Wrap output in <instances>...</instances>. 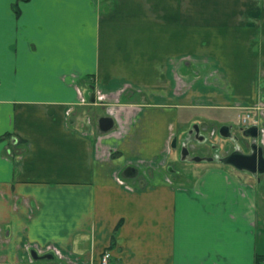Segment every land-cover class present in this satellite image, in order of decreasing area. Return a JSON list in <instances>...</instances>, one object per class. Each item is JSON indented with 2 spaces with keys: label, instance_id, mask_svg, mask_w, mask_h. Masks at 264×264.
Segmentation results:
<instances>
[{
  "label": "crops",
  "instance_id": "crops-1",
  "mask_svg": "<svg viewBox=\"0 0 264 264\" xmlns=\"http://www.w3.org/2000/svg\"><path fill=\"white\" fill-rule=\"evenodd\" d=\"M255 106L264 124L260 0H0V264H259L261 181L158 169L172 135Z\"/></svg>",
  "mask_w": 264,
  "mask_h": 264
},
{
  "label": "flooded vegetation",
  "instance_id": "flooded-vegetation-1",
  "mask_svg": "<svg viewBox=\"0 0 264 264\" xmlns=\"http://www.w3.org/2000/svg\"><path fill=\"white\" fill-rule=\"evenodd\" d=\"M90 91L83 97L85 100L90 104V105H101L104 106V99L102 98V95L99 94L100 96L97 97L99 90L95 86H91ZM108 101V100H107ZM106 106V105H105ZM110 107L108 106L104 109L106 112V117L111 118V122L113 124L112 128L114 127V119L113 116H110ZM108 112V113H107ZM110 113V114H109ZM245 114L242 116L243 120H237L236 124H217L213 121H205L206 125L209 127H215L212 129V131H207V130H201V124L200 122H197L195 124H192L186 131L180 134L179 137H183V141L181 144L185 147H188V139L194 140V143L197 145H210V149H206L209 152H204L205 155H197L194 154V158L196 161H199L198 164L200 163H206V162H218L220 164L230 166L231 168L235 169L233 166L229 164H225L223 161L227 157H230L231 155L235 154H241V155H247V156H255L256 159L259 158L261 155L262 158L264 159V151L262 147V136H263V131H264V124L260 119V115L258 111H247L244 112ZM243 114V113H242ZM92 115V114H91ZM88 116L86 119V122L89 123H96V127L98 131L102 134L105 132H101L99 128L98 121L100 117L97 116ZM241 115V114H240ZM238 115V117H240ZM93 121V122H92ZM242 125V126H241ZM110 129V130H111ZM207 131V132H205ZM13 143H17V138L13 139ZM213 140L216 141V143H212ZM219 142V143H218ZM221 142L225 143L224 147H220L219 144ZM176 145V141L175 144ZM183 149V147H181ZM203 149V148H200ZM229 151H228V150ZM225 153V154H224ZM182 159L183 157L185 160H188V158H193L185 153H182ZM186 156V157H185ZM171 167H169V170ZM239 170V169H237ZM239 171H244L246 174H248L252 179H257L259 180L260 177L264 176L263 173H252L247 170H239ZM176 173H178L176 171ZM124 174V173H123ZM30 249V248H29ZM31 256L34 257L35 259H42L44 256H47V254H39L36 249L31 248L30 249Z\"/></svg>",
  "mask_w": 264,
  "mask_h": 264
},
{
  "label": "rangeland",
  "instance_id": "rangeland-1",
  "mask_svg": "<svg viewBox=\"0 0 264 264\" xmlns=\"http://www.w3.org/2000/svg\"><path fill=\"white\" fill-rule=\"evenodd\" d=\"M260 1H262V3H264V0H260ZM189 63L187 62V65H186V67L185 68H187V70L189 69L190 70V72L191 73H194V75H195V77H197L198 76V74H199V72H197V70L195 69V62H196V60L195 59H193V57H190L189 58ZM193 60V61H192ZM209 63H210V61H209ZM209 63H206V65L207 66H210V64ZM195 69V70H194ZM185 85L180 89V91L181 92H183V91H185L186 89H188L187 87L189 86L188 85V83H187V81L184 83ZM95 85V84H94ZM139 88V87H138ZM140 89V88H139ZM99 94H103V92H100L99 91V93H98V95H97V97H99L100 95ZM84 100V99H83ZM85 110L82 112V111H80V114H81V116L82 115H84L85 117H86V119L88 118V116L89 115H91V114H93V115H96V111L94 110V111H91L92 109H93V105H90L87 101H86V104H85ZM253 109H254V111H258V109H257V107L255 106V107H252ZM251 108V110H249V111H252L253 109ZM89 109V110H88ZM88 110V111H87ZM68 112V111H67ZM86 113V114H85ZM246 113H247V111H246ZM190 114H192V112H189V111H183L182 112V116H187V115H189L190 116ZM245 113H243V114H241L240 115V117H237V119L238 120H243L242 119V116L244 115ZM85 119V120H86ZM205 119H201V122H200V126H201V130H207V131H212V129L213 128H215V127H209L208 125H206V122L204 121ZM93 122V121H92ZM92 126H93V128L95 127L96 129H97V125H96V123H90ZM242 126V125H241ZM94 128V129H95ZM180 129L181 128H178V130L177 131H180ZM85 130L83 129V130H81V132H84ZM207 131H205V132H207ZM179 134H180V132L178 133V135H172V138H171V140L169 141V143H168V146H167V148H166V151H165V155H166V157H164L163 158V160H162V158H159L158 159V162H160V165H159V167H158V169L162 166L164 169V172L166 171V170H168V166L169 167H171V169L170 170H168L169 172H171V171H175V170H177V174H171V173H168L167 174V172H165L167 175H166V177H165V179L167 180V178L169 179L168 180V182L170 183V184H177V183H180V182H184L183 181V179H186V177H188V175H191V174H193V170L192 169H190V167L191 166H195L196 164H198V162L199 161H196L195 160V158L193 157L194 156V154H197V155H205V153L204 152H209V151H207L206 149L208 148V149H210V145H208V144H206V145H197V144H195L194 143V140H192V139H188V143H189V145H188V147H185V146H183L182 144H181V142L183 141V137H179ZM175 141H176V145H173V144H175ZM213 144L214 143H216V141L215 140H213V142H212ZM219 143V142H218ZM220 145V147H224L225 146V143L224 142H221V144H219ZM181 147H183V149L181 148ZM263 147V146H262ZM200 148H203V149H200ZM228 150V149H227ZM229 151V150H228ZM182 153H185V154H187L188 153V155L190 154V156H192L193 158H188V160H185L184 159V157H183V160H181L182 159V156H183V154ZM174 154V156H176V161H173V157H171L172 155ZM225 154V153H224ZM165 155H163V156H165ZM169 157V158H168ZM186 157V156H185ZM157 159V158H156ZM178 159V160H177ZM175 160V159H174ZM139 162V161H138ZM142 163V162H141ZM168 164V166H167V168H166V165ZM201 164V163H200ZM148 166V165H147ZM165 166V167H164ZM166 169V170H165ZM237 170V169H236ZM144 173H142V174H144V175H148V176H151L152 175V169H148L147 167H146V170H144L143 171ZM170 174V175H169ZM245 174V173H244ZM169 176V177H168ZM245 176H246V174H245ZM149 179L150 178H152V177H148ZM250 179L252 180V178L250 177ZM254 181H256V178H255V180ZM261 181V183H260V190L258 191L259 192V197H260V201L258 202V204H260V206H259V208L260 209H263L264 210V176H262V177H260L259 178V182ZM252 183V182H251ZM254 183V182H253ZM251 184V185H254V184ZM256 183V182H255ZM263 186V187H262ZM259 187V186H258ZM106 253H109L108 251L107 252H104V254H106ZM104 254H103V256H104ZM109 255H110V253H109ZM49 256H53L54 257V255L52 254V255H49ZM103 256H102V258H103ZM109 258H110V256H109ZM109 260V259H108ZM102 262V261H101ZM262 262H264V260L263 261H261V262H258L259 264H263ZM106 264H108V261L106 262Z\"/></svg>",
  "mask_w": 264,
  "mask_h": 264
},
{
  "label": "water",
  "instance_id": "water-1",
  "mask_svg": "<svg viewBox=\"0 0 264 264\" xmlns=\"http://www.w3.org/2000/svg\"><path fill=\"white\" fill-rule=\"evenodd\" d=\"M98 124L101 132H107L113 126L111 122V118L109 117L100 118ZM223 161L225 162V164H229L239 170H247L252 173L264 172V159L262 158L261 155L259 156L258 159H256V157L253 155L247 156V155L235 154V155H231L230 157H227ZM129 171L130 170L128 169L127 172Z\"/></svg>",
  "mask_w": 264,
  "mask_h": 264
},
{
  "label": "built area",
  "instance_id": "built-area-1",
  "mask_svg": "<svg viewBox=\"0 0 264 264\" xmlns=\"http://www.w3.org/2000/svg\"><path fill=\"white\" fill-rule=\"evenodd\" d=\"M109 253H106V254H104V256H103V258H102V264H106V262L108 261V259H109Z\"/></svg>",
  "mask_w": 264,
  "mask_h": 264
},
{
  "label": "trees",
  "instance_id": "trees-1",
  "mask_svg": "<svg viewBox=\"0 0 264 264\" xmlns=\"http://www.w3.org/2000/svg\"><path fill=\"white\" fill-rule=\"evenodd\" d=\"M261 261H263V258H261V256H259V257L257 258V263H258V262H261Z\"/></svg>",
  "mask_w": 264,
  "mask_h": 264
}]
</instances>
